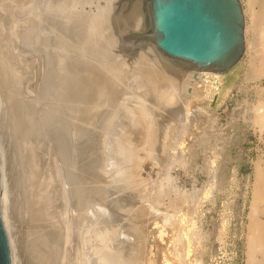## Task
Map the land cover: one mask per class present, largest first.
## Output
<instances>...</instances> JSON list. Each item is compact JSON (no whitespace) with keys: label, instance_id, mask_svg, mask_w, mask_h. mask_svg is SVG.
I'll return each mask as SVG.
<instances>
[{"label":"rangeland","instance_id":"rangeland-1","mask_svg":"<svg viewBox=\"0 0 264 264\" xmlns=\"http://www.w3.org/2000/svg\"><path fill=\"white\" fill-rule=\"evenodd\" d=\"M3 1L7 5V1L10 0ZM258 1L253 7L255 12L258 11V7L260 6V1ZM239 2L243 11L245 7L241 0ZM18 3L20 5H17V11H21L22 9L27 15L29 12L27 7L31 10L28 13L29 17L25 15V12L23 17L20 18L16 14V17L22 25L19 39L22 38L21 40L24 42L30 36L29 39L30 41L33 39L32 42H34V45L29 41L33 46L30 44L29 51L24 52L27 59L29 58L31 60V64L27 63L31 67L29 70L27 69L25 74L22 72L24 74V78H22L23 75H20L22 74L21 71L24 66L21 65L22 62L19 64L16 61L19 59L17 57V48L14 50L15 53H8L5 50V39L0 40V77H3L5 71L9 73V85L7 86L4 83V86L6 90L11 88L8 91V93L11 92L8 97H11V100L8 99V101L12 102L7 103L8 107L6 106L7 108L12 106L9 111L7 109L8 115L6 114L7 116L5 118L0 116V145L5 143L7 146L4 149L6 160L4 159L5 163L3 160V164L8 175L11 176L10 208L12 211H10L12 212L11 219L14 234L21 249L22 264H58L59 261L61 262L59 264H75L77 263L76 261H78L77 264H82L78 258L81 257V254H84L81 249V236H79V239L76 238L74 242L76 245L74 243L72 244L74 247L68 246L69 248L64 250L66 254L64 253L65 258L62 261L59 259V253L61 251L58 250L61 248L60 245H62V236H58L57 246L54 249L52 248L55 251L50 246L48 247L49 249L47 248V251L49 253L53 251L52 255H54H50V258L47 252L46 257H49L48 260L44 258L45 255L43 256L44 259H41L42 256L41 258L40 256H35L38 251L36 250L35 252L32 249L34 248L35 240L31 238L30 231L35 229V224L40 225L37 222L38 217L35 215V210L38 211L40 208L38 212L42 214V205H40L41 198L39 201L35 199V204L34 199H30L27 195L26 197L24 196L25 191L20 181L21 172L19 171L18 162H13L16 154L13 155L15 141H13L14 138L12 140L11 136L15 137V133L13 132L9 118L11 116L9 113L14 111V116L17 115L21 119L26 109L30 115L40 117L39 120L42 122L41 128L39 129L42 132L40 139L43 146L41 162L39 161L35 174L32 173L30 175L32 177L36 175L34 182V179L32 177L30 178L33 179L30 180L31 183L33 182L32 184L30 183L33 186H31L33 191L36 190L38 178L42 173L43 166L46 164L50 171L53 168L50 160H48L53 156L51 154L49 155L51 148L56 151L53 152L55 155L57 153L58 159H60L59 155H69L70 153L75 155L77 153L75 156L70 154L69 156L71 158L67 155V161L65 162H71L73 160L76 163L80 160L79 162L82 163H76L79 171L78 184L80 185H78L79 188L77 187V189L78 195L80 194L84 197L83 199L80 197V199L82 200L84 210H86L85 212L83 210L84 221L82 223L89 222L86 218H89L92 222L94 217L91 216L93 213L96 216V219H94L96 221L95 225L97 223L96 233L100 235L96 234L98 237L96 240V245H98L96 249L99 248L98 251L96 250V256H100L98 257L100 260L96 259V261L99 260L96 264H149L150 258H153L151 259L153 262L150 264H193V225H191L193 224V219H191V216L193 217V208L197 203L202 204L200 208L201 214H199L200 217L194 220L197 225L196 228H199V230L201 228L200 231L198 229L197 231L195 229V231L198 235L197 240L199 241L197 243L200 245V253H202L200 256L202 258L197 259L196 263L245 264L247 234L245 216L248 212V205L251 198L250 185L253 182L255 164L260 161L264 168V137L262 140L248 126L249 124L245 122V120L247 121L252 116L249 111L248 114L246 113L247 105H254L257 100V90L264 89V79H255L252 81L249 77V68L246 65V61H248V47L246 45L250 40L251 31L247 30L243 35L244 54L242 59L231 71L220 77V86L213 94L210 105L207 104L206 100H200V105L198 106L200 109L195 116L191 115L193 116L191 118H194L195 121H193L194 119L190 120L191 118L188 117L189 124L184 125L185 128H182L181 122L186 117L182 106L184 99L182 98L183 100L181 101L175 100L174 104L161 108L156 103L154 90L156 88L164 90L167 86H171L170 82L166 81V77L169 75L167 74V69L170 67L174 66L177 69L186 71H196L198 69L190 67L183 61L167 59L156 49L152 39L150 7L147 1L18 0ZM29 3H31V6H26ZM0 10H4L6 15L9 13L8 9L0 7ZM138 10L143 15L142 21L140 22L134 17ZM26 17L29 19L31 17V20H28ZM244 22L245 31L246 26L249 25V18L247 16H244ZM11 34L13 35L14 33ZM25 34L28 36L25 37ZM25 43H28V39ZM135 58L137 59L135 60ZM152 61L156 62L158 67L161 68L158 71L159 73H157ZM6 62L7 64L14 62V67L12 68L11 66L9 71L6 67ZM44 65H47V68ZM59 65L61 68H58ZM25 68H27L26 65ZM113 68H116L118 72ZM123 70L126 71L124 72ZM19 72L21 73L20 75ZM144 74L146 75L144 76ZM46 75L47 77H45ZM40 80L41 84H44L45 87L39 83ZM43 80L44 83H42ZM173 81L172 85L180 91L181 95H184V93L187 95L190 94V90H183L185 85L184 80L176 79ZM192 82L193 78H191ZM41 88L44 90L42 91ZM110 89H113V91L116 90V92H111L112 98L114 97L115 99H112L111 95H109ZM47 90L52 93H48ZM55 92L59 95L57 96ZM197 95L199 96L197 98H201V95ZM207 107L214 113L212 117L217 120L215 126H211L206 120L204 111ZM11 108L12 111H10ZM143 109L147 113L150 124L154 127V131L152 132L153 136L148 144H145L144 132H142L143 134L141 133L144 125L140 124V126L136 123ZM160 109H163V111ZM92 116L94 117L91 118ZM243 116L245 120H243ZM20 119H16V121ZM34 120L36 118L33 119L32 117V122ZM16 123L18 124L19 122ZM68 123L70 126H68ZM65 124L67 127H65ZM197 125L200 129L197 128ZM140 127L143 128L141 129ZM68 132L71 134H68ZM169 132L170 135L168 134ZM77 133L79 137L81 136L80 138L76 136ZM134 134L138 138L141 137V140L140 138L136 139ZM78 138L80 143L78 142ZM51 139L54 140L52 141L53 143L50 141ZM10 142H13V145ZM64 142L69 148L63 144ZM50 143L54 145L51 146ZM166 143L167 145L170 143L169 147ZM44 149H48L49 151ZM64 149H67L68 153ZM12 155L14 156L13 158ZM78 156L80 159L77 158ZM74 157L77 159L75 160ZM95 158L96 160H94ZM212 159L213 162L215 161L214 163H212ZM212 164L215 165L213 166ZM212 167H215L214 180L216 179L213 185L217 186L212 185L211 187L209 182L212 181ZM98 169L101 170V173ZM209 169L211 170L209 171ZM97 174L99 175L97 176ZM83 183L85 184L84 186ZM39 189L36 191L38 195L44 193L43 190L41 192ZM80 190L82 191L80 192ZM30 193L32 194V191L30 192L29 189ZM84 199L89 200L86 202L87 200L85 201ZM91 200L95 201L92 202ZM157 200L160 201L157 202ZM57 202L58 197L55 200V203ZM160 202L161 204H159ZM18 203L20 207L21 205L24 207L19 209ZM84 204H87L88 207H85ZM58 210L59 208L55 210L56 213H53V210L50 213L51 217L53 216V221L57 219ZM152 210L157 213L152 214ZM165 216H167V223L169 220L175 223L174 227L180 226L183 227L182 230L188 228L189 231H192L188 232L186 229L188 232L186 234L184 232L185 230H169V228L163 226V222L161 221ZM38 221L40 222L39 218ZM38 227H40L39 230L42 229L41 225L37 226L35 229L36 232ZM178 231H181L179 235ZM180 235L184 240L180 238ZM185 235L190 236H188L189 240ZM174 237L177 240L180 239V245L177 244L178 241ZM44 238L45 240L47 239L46 237ZM59 238L61 243H59ZM188 241L190 244L192 243L191 246ZM176 245H179L178 248ZM79 246L80 248H78ZM175 246L180 251L178 250L177 252L176 250L175 252ZM149 248L150 251L147 252ZM155 248L156 251H154ZM97 253L100 255H97ZM177 255L181 256L178 257Z\"/></svg>","mask_w":264,"mask_h":264},{"label":"bare ground","instance_id":"bare-ground-1","mask_svg":"<svg viewBox=\"0 0 264 264\" xmlns=\"http://www.w3.org/2000/svg\"><path fill=\"white\" fill-rule=\"evenodd\" d=\"M29 1V0H28ZM37 1V0H36ZM103 1V0H102ZM260 1V6L257 8L258 11L255 12L254 11V5L255 3L257 4V0H241L243 6L245 7V9H243V15L244 16H247L249 18V25L246 26V30L244 31L246 33L247 30L251 31L250 33V40L248 41V46L246 45V47H248V61H246V65L248 66L249 68V77L252 79V81H254L255 79H264V0H259ZM258 1V2H259ZM67 2V1H66ZM106 2V1H105ZM26 3V1H25ZM33 3V2H32ZM59 3V2H58ZM61 3V1H60ZM68 3V2H67ZM76 3V1H75ZM18 0H10V1H7V5L4 4V1L2 0L0 2V7L1 8H5V9H8L9 10V13L6 15L5 11L4 10H0V40L1 39H5V42H6V48L5 50L8 52V53H13L15 48H17L18 50V54H17V57H19L17 61V63L20 64V62H24L23 64L21 63V65H23V69L21 71V73L23 72L24 74L27 72V69L29 70L30 69V65L31 64V60H29V58L27 59V56H25V51H29L30 49V46L32 45L31 43H33L34 45V42H32V40L30 41V36L29 38H26V40L28 39V43H25L26 40L23 42L19 36L20 34V30H21V23L19 21L18 18L20 17H23L24 15V12L25 11H17L16 8L18 7ZM31 3H29L28 5L26 6H31L30 5ZM56 4V3H55ZM96 4V3H95ZM20 5V4H19ZM35 5V4H34ZM101 5V4H100ZM22 6V5H21ZM25 9L28 8L29 12L31 11L29 9V7L26 8L25 5H23ZM62 6V5H61ZM69 6V5H68ZM20 7V6H19ZM141 7V6H140ZM23 8V9H24ZM69 8V7H68ZM75 8V7H74ZM24 9V10H25ZM32 9V8H31ZM140 9V8H139ZM256 9V10H257ZM56 10V9H55ZM62 10V9H61ZM81 10V8H80ZM141 10V9H140ZM27 11V10H26ZM68 11V10H67ZM142 11V10H141ZM28 12V13H29ZM28 13L26 15V12H25V15L28 16ZM82 13V12H81ZM135 13V12H134ZM133 13V14H134ZM16 14L18 16V18L16 17ZM80 14V12H79ZM60 16V15H59ZM142 14L141 12L138 10V12H136V14L134 15L135 19L138 20V22L142 21ZM243 16V17H244ZM29 17V16H28ZM34 17V16H33ZM80 17V16H79ZM27 18V17H26ZM28 20H31V17L30 19L27 18ZM80 19V18H79ZM28 20H26V22H28ZM93 20V19H92ZM19 21V22H18ZM22 21V20H21ZM25 22V21H24ZM25 22V23H26ZM32 22V21H30ZM77 22V21H76ZM94 22V21H93ZM126 22V21H125ZM130 22V21H129ZM136 22V21H135ZM18 24V25H17ZM121 24V23H120ZM124 24V23H123ZM131 24H133L131 22ZM136 25V24H134ZM139 25V24H138ZM76 26V25H75ZM25 27V26H24ZM22 27V28H24ZM27 27V25H26ZM125 27V26H124ZM121 28V27H120ZM26 29V28H25ZM40 29V28H39ZM18 30V31H17ZM23 30V29H22ZM63 31V30H62ZM28 32V31H27ZM26 32V33H27ZM11 33H14L13 36ZM29 33V32H28ZM63 33V32H61ZM79 33V32H78ZM86 33V32H85ZM38 34V33H37ZM76 34V33H75ZM248 34V33H247ZM22 35V34H21ZM79 35V34H78ZM13 36V37H12ZM24 36V35H23ZM28 36L25 34V37ZM32 36V35H31ZM86 37V36H85ZM93 37V36H92ZM34 38V37H33ZM82 38V37H81ZM17 39V40H15ZM25 39V38H24ZM23 39V40H24ZM48 39V38H47ZM81 40V39H80ZM29 41L31 43H29ZM76 41V40H75ZM107 41V40H106ZM84 42V41H83ZM44 43V42H43ZM64 43V42H63ZM77 43V42H76ZM31 44V45H30ZM95 44V43H93ZM32 45V46H33ZM41 45V44H40ZM39 45V46H40ZM43 46V45H42ZM88 46V45H87ZM48 47V46H47ZM89 47V46H88ZM87 47V49H88ZM32 48V47H31ZM44 48V46H43ZM42 49V48H41ZM45 49V48H44ZM100 50V49H99ZM23 51V52H22ZM32 51V50H31ZM43 51V50H42ZM101 52V51H100ZM154 52V51H153ZM15 53V52H14ZM47 53V52H46ZM119 53V52H118ZM126 53V52H124ZM155 53V52H154ZM52 54V53H51ZM127 54V53H126ZM49 55V54H48ZM56 55V54H55ZM125 55V54H124ZM61 56V55H60ZM81 56V55H80ZM123 56V55H122ZM145 56V55H144ZM153 56V55H152ZM49 57V56H48ZM47 57V58H48ZM126 57V56H125ZM124 57V58H125ZM44 58V57H43ZM55 58V57H54ZM63 58V57H62ZM25 59V60H24ZM27 59V61H26ZM45 59V58H44ZM64 59V58H63ZM79 59V58H78ZM137 58H135L136 60ZM141 59V58H140ZM24 60V61H22ZM55 60V59H54ZM121 60V59H120ZM144 60V59H143ZM153 60V59H152ZM51 61V60H50ZM69 61V60H68ZM95 61V60H94ZM134 61V60H133ZM139 61V60H138ZM150 61V60H149ZM42 62V61H41ZM59 62V61H58ZM63 62V61H62ZM65 62V61H64ZM136 62V61H134ZM29 63V64H27ZM55 63V62H54ZM142 63V62H141ZM152 63L154 64V67L156 68V71L157 73H159L158 71H160L161 68L158 67V65L156 64V62L152 61ZM9 64V66H8ZM6 62V67L8 69V71L11 69V66L12 68L14 67V62L13 63H8ZM47 64V63H46ZM58 64V63H57ZM64 64V63H63ZM115 64V63H114ZM25 65L27 68H25ZM54 65V64H53ZM62 65V64H61ZM117 65V64H116ZM115 65V67H116ZM43 66V65H42ZM45 67L47 65H44ZM64 66V65H63ZM113 66V65H112ZM141 66V65H140ZM162 66V65H161ZM10 67V68H9ZM60 67V65L58 66V68ZM96 67V66H95ZM151 67V66H150ZM168 67V66H167ZM47 68V67H46ZM53 68V67H52ZM55 68V66H54ZM61 68V67H60ZM69 68V67H68ZM101 68V67H100ZM133 68V67H132ZM113 69H116V68H113ZM117 69H118V66H117ZM116 69V71H117ZM167 69V68H166ZM44 70V68H43ZM46 70V69H45ZM55 70V69H54ZM61 71V69H59ZM66 70V69H65ZM70 70V68H69ZM121 70V69H119ZM129 70V69H128ZM136 70V69H135ZM64 71V70H63ZM116 71H114V73H116ZM124 71V70H123ZM126 71V70H125ZM124 71V72H125ZM138 71V69H137ZM162 71V70H161ZM167 75L168 77H166V81L170 82V85L171 86H167L166 89L164 90H159V89H155L154 90V96H155V99H156V103L158 104V106H161V108H164L166 105L169 106V105H172L174 104V101L175 100H183V111H184V114H186V117H182L183 120L181 122V127L185 128L184 125L186 124H189V118L193 117L191 115H194L198 112V110L200 109L198 106L200 105V100H206L207 101V104L210 105V101L212 100L213 98V94L216 92V90L219 88L220 86V83H221V80H220V77H219V74L218 72L214 71V70H196V71H186V70H180V69H177L175 68L174 66L173 67H170L167 69ZM32 72V71H31ZM42 72V71H41ZM46 72V71H44ZM118 72V71H117ZM121 72V71H120ZM148 72V71H147ZM19 72V75L21 74ZM21 74L20 76H22V78H24V74ZM55 73V72H54ZM61 73V72H60ZM113 73V75H114ZM122 73V72H121ZM141 73V72H140ZM153 73V72H152ZM164 73V72H163ZM70 74V73H69ZM14 75V74H13ZM16 75V74H15ZM18 75V76H19ZM37 75H40V74H37ZM121 75V74H120ZM124 75V74H123ZM137 75V74H136ZM146 74H144L145 76ZM165 75V74H164ZM163 75V76H164ZM19 76V77H20ZM33 76V75H32ZM44 76V74H43ZM59 76V75H58ZM61 76V75H60ZM67 76V75H66ZM143 76V75H141ZM140 76V77H141ZM143 76V77H144ZM14 77V76H13ZM47 77V75L45 76ZM54 77V76H53ZM69 77V76H68ZM106 77V76H105ZM116 77V76H115ZM123 77V76H121ZM149 77V76H148ZM18 78V77H17ZM59 78V77H58ZM63 78V77H62ZM66 78V77H65ZM118 78V76H117ZM116 78V79H117ZM120 78V77H119ZM165 78V77H164ZM191 78H193V82L191 83ZM54 79V78H53ZM115 79V78H114ZM176 79H179V80H184L185 81V85H184V88L183 90L184 91H189L190 90V94L187 95L184 93V95L180 93V91L177 90V88H175L172 84H173V80H176ZM9 73H6L5 71V74L3 75V77H0V116H2L3 118H5L7 115H8V111L10 109V107L12 106H9L8 107V104L9 102L11 101H8V99L11 100V97L8 98L10 96V93H8V91L11 89L9 88V90H6L5 89V86H4V83L7 84V86L9 85ZM34 80H36L34 78ZM39 80V78H38ZM46 80V79H45ZM48 80V79H47ZM107 80V79H106ZM119 80V79H118ZM21 81V80H20ZM63 81V80H62ZM65 81V80H64ZM114 81V80H113ZM121 81V80H119ZM123 81V79H122ZM144 81V79H143ZM151 81V80H149ZM33 82V81H32ZM47 82V81H45ZM50 82V81H49ZM55 82V80H54ZM59 82V81H57ZM56 82V83H57ZM70 82V81H69ZM110 82V81H109ZM178 82V81H177ZM31 83V82H30ZM41 84V80L39 82ZM42 83H44V80L42 81ZM52 83V82H51ZM176 83V82H175ZM29 84V83H28ZM33 84V83H32ZM49 84V83H47ZM66 84V83H65ZM112 84V83H111ZM148 84V83H147ZM2 85V86H1ZM39 85V84H38ZM42 85V84H41ZM44 85V84H43ZM42 85V86H43ZM52 85V84H51ZM115 85V84H114ZM117 85V84H116ZM151 85V84H150ZM189 85V86H188ZM34 86V85H33ZM32 86V87H33ZM60 86V85H59ZM119 86V85H118ZM11 87V86H10ZM27 87V85H26ZM45 87V85L43 86ZM42 87V88H43ZM48 87V86H46ZM53 87V86H52ZM56 87V86H55ZM54 87V88H55ZM65 87V86H64ZM76 87V86H75ZM132 87V86H131ZM179 87V86H178ZM29 88V86H28ZM41 88V90H42ZM82 88V87H81ZM95 88V87H94ZM116 88V87H115ZM149 88V87H148ZM153 88V87H152ZM13 89V88H12ZM32 89V88H31ZM48 89V88H46ZM57 89V88H56ZM34 90V89H33ZM44 90V89H43ZM42 90V91H43ZM49 90V89H48ZM47 90V91H48ZM67 90V89H66ZM65 90V91H66ZM56 91V90H55ZM61 91V89H60ZM78 91V90H77ZM116 92V90H114ZM113 89L111 90L110 89V94L111 95V98H112V94L111 92L113 93L114 92ZM126 91V90H125ZM149 91V90H148ZM46 92V91H45ZM51 92V91H48V93ZM64 92V91H63ZM107 92V93H108ZM30 93V92H29ZM47 93V92H46ZM45 93V95H46ZM52 93V92H51ZM50 93V94H51ZM74 93V92H73ZM119 93V92H118ZM150 93V92H149ZM44 94V93H42ZM55 94L58 96L59 94H57L55 92ZM68 94V93H67ZM66 94V95H67ZM70 94V93H69ZM120 94V93H119ZM197 94L201 95V98H197L199 97ZM30 95V94H29ZM27 95V96H29ZM55 95V96H56ZM118 95V94H117ZM55 96H54V99H55ZM108 96V94H107ZM62 97V96H61ZM72 97V95H71ZM256 97H257V100H256V103L253 105V104H249L247 105V111L246 113L248 114V111L249 113L252 115L251 118L247 119V121L245 120L244 116H243V120H245V122H247L250 126V128L253 130V132H255L256 134H258L260 136V138L263 140V137H264V89H261V90H257L256 92ZM48 98H49V94H48ZM50 98H53V97H50ZM57 98V97H56ZM69 98V97H68ZM75 98V97H73ZM79 98V97H78ZM106 98H109V97H106ZM105 98V100H106ZM114 98V97H113ZM112 98V99H113ZM142 98V97H141ZM183 98V99H182ZM45 99V97H44ZM43 99V100H44ZM66 99V98H65ZM115 99V98H114ZM34 100V99H32ZM62 100V99H61ZM67 100V99H66ZM93 100V99H92ZM91 100V101H92ZM25 101H26V98H25ZM45 101V100H44ZM109 101V100H108ZM112 101V100H110ZM23 103H25L24 101H22ZM34 102V101H32ZM64 102V101H63ZM66 102V101H65ZM202 102V101H201ZM12 103V102H11ZM50 103V102H49ZM105 103V102H104ZM26 104V103H25ZM34 104V103H33ZM51 104V103H50ZM69 104V102H68ZM75 104V103H74ZM206 104V105H207ZM10 105V104H9ZM30 105V104H29ZM27 105V106H29ZM32 105V104H31ZM36 105V104H34ZM33 105V107H34ZM40 105V104H39ZM64 105V104H62ZM77 105V104H76ZM95 105V104H94ZM99 105V104H98ZM181 105V104H180ZM7 106V107H6ZM38 106V105H36ZM72 106V105H71ZM205 106V105H204ZM204 106H201V107H204ZM25 107V105H24ZM31 107V106H29ZM57 107V106H56ZM60 107V106H59ZM58 107V108H59ZM70 107V106H69ZM26 108V107H25ZM47 108V107H46ZM66 108V107H64ZM138 108V107H137ZM160 108V107H159ZM193 108V109H192ZM8 109V111H7ZM29 109V108H28ZM76 109V108H75ZM67 110V109H66ZM109 110V109H108ZM163 111V109H160ZM159 110V111H160ZM174 110V109H172ZM171 110V111H172ZM12 111V108L11 110ZM43 111V110H42ZM58 111V110H57ZM84 111V110H83ZM86 111V110H85ZM165 111V110H164ZM14 111H12L11 113H9V115H11L9 118L11 120V127L13 129V132L15 133V137L14 136H11L12 137V140L14 138L13 141H15L14 145H15V149H14V145H13V142H10L12 143L13 145V155L16 154V158L13 159V162L16 163V161L18 162V166H19V171L21 172H18L21 174V185L25 191V197L26 195L30 198V199H35L37 201L40 200V205H42V214L39 213L38 211L40 210V208L38 209V211L35 210V215L39 218L40 222L38 221V218H37V222L41 225V230L40 227H38V230L36 232V228L37 226H40V225H36L35 224V229L32 231H30L31 233V238L35 240V243H34V248H32L35 252L36 250L38 251V253L36 252L35 256L37 255V257L42 256L41 259H44L46 258L47 260L49 259L50 255H52V252L55 251L53 250L54 247L56 248V242H57V238L58 236H62V245H60V250L61 252L59 253V259L62 261L64 260L65 258V255L64 253L66 254V252H64V250L66 248H69L71 246H73L72 244L75 242L76 238L79 239L81 236L82 237V244H81V249H82V252L84 254H81V257L83 258L80 259L78 258L80 261L79 262H82V264H96V262L98 263V261L100 260V256H96V250L98 251L99 248L96 249V240L98 239L97 234L96 233V225H95V220L96 219L94 216L95 213L92 214L91 217H94L92 222L90 221L89 218H86L89 220V222H85V223H82V221H84V215H83V210H84V207L82 205V200L80 199V197H82V199L84 198L83 196H80L78 195V189L77 187L79 188V184H78V169H77V166H76V163H78L79 161H77L76 163L73 162V160H71V162H65L67 161L66 160V157L68 154H63V155H59L60 156V159H58V155L56 153V155L54 154V150H50V153L49 155H53L52 158H49L48 160H50L51 164H52V170H48L46 164L45 166H43V170H41V174L38 178V182H37V185H36V190L33 191V188H31L32 185H30V180H33V182L35 181V176H30L32 173L35 174V171L37 170L38 168V165H39V161L41 162V156H42V141L40 139V137L42 136V132L41 130H39L41 128V120H39L40 117H34L33 115H30L29 114V111L26 109L25 112H23V119L20 117L18 118L17 115L14 116L13 114ZM63 112V111H62ZM81 112V111H79ZM107 112V111H105ZM113 112V111H112ZM205 115H206V120L210 123L211 126H215L216 123H217V120L216 118L212 117L213 116V112L207 108H205ZM15 113V112H14ZM51 113V112H50ZM85 113V112H84ZM141 114L139 115V117L137 118V124H142L144 125V129L142 132H144L145 134V144H148L150 139L152 138L153 136V131H154V127L150 124L149 122V118L147 117V113L145 112V110L143 109V111L141 110L140 112ZM194 113V114H193ZM7 114V115H6ZM21 114V113H20ZM56 114V113H55ZM106 114V113H105ZM109 114V113H108ZM183 114V116H184ZM246 114V115H247ZM28 115V116H27ZM38 115V114H37ZM57 115V114H56ZM67 115V114H66ZM71 115V114H70ZM136 115V114H135ZM22 116V114H21ZM63 116V115H62ZM17 117V118H15ZM32 117L33 119L36 118V120H34L32 122ZM79 117V116H78ZM88 117V116H87ZM94 116H92L91 118H93ZM189 117V118H188ZM246 117V116H245ZM66 118V117H64ZM107 118V117H106ZM16 119H20L19 121H16ZM62 119V118H61ZM77 119V118H76ZM194 118H191L190 120H192ZM57 120V119H56ZM102 120V119H101ZM166 120V119H165ZM242 120V121H243ZM82 121V119H81ZM84 121V120H83ZM97 121V120H96ZM195 121V119L193 120ZM16 122H19L18 124ZM174 122V121H173ZM197 122V121H196ZM195 122V123H196ZM244 122V121H243ZM20 124V125H19ZM69 124V123H68ZM96 124V123H95ZM52 125V124H51ZM57 125V124H56ZM60 125V124H59ZM66 125V124H65ZM104 125V124H103ZM124 125V124H123ZM177 125V124H176ZM194 125V124H193ZM19 126V127H18ZM70 126V124L68 125ZM141 126V125H140ZM63 127V126H62ZM67 127V125L65 126ZM77 127V126H76ZM178 127V126H177ZM191 127V126H190ZM69 128V127H68ZM72 128V127H71ZM141 128V127H140ZM143 128V127H142ZM141 128V129H142ZM172 128V127H171ZM197 128L200 129V127L197 125ZM65 129V128H64ZM97 129V128H96ZM135 129V128H134ZM175 129V127H174ZM194 129V128H193ZM202 129V128H201ZM70 130V129H69ZM72 130V129H71ZM78 131V129H76ZM136 130V129H135ZM138 130V129H137ZM165 130V129H163ZM80 131V130H79ZM118 131V130H117ZM73 132V131H72ZM88 132V131H87ZM140 132V131H139ZM115 133V132H114ZM166 133V132H165ZM203 133V131H202ZM65 134V133H64ZM68 134H71L68 132ZM67 134V135H68ZM76 134V133H75ZM143 134V133H142ZM170 135V132L168 133ZM55 135V134H54ZM96 135V134H95ZM136 136V134H134ZM140 135V134H139ZM138 135V136H139ZM198 135V134H197ZM77 137L78 136V133L76 135ZM165 136V135H164ZM66 137V136H65ZM81 137V136H80ZM79 137V138H80ZM100 137V136H99ZM49 138V136H48ZM53 138V137H52ZM69 138V137H68ZM79 138H78V142H79ZM136 139L138 138L137 136L135 137ZM140 140H141V137H139ZM138 138V139H139ZM159 138V137H158ZM60 139V138H59ZM100 139V138H99ZM170 139V138H169ZM143 140V139H142ZM158 140V139H157ZM51 142L54 141V140H50ZM48 141V142H50ZM62 141V139H61ZM70 141V139H69ZM74 141V140H73ZM83 141V140H82ZM88 141V140H87ZM139 141V140H137ZM47 142V144H49ZM57 142V140H56ZM67 142V140H66ZM77 142V143H78ZM94 142V141H93ZM141 142V141H140ZM164 142V140H163ZM53 143V142H52ZM58 143V142H57ZM80 143V142H79ZM168 143V142H167ZM166 143V145H167ZM263 143H264V140H263ZM64 145L65 142L63 143ZM75 144V143H74ZM91 144V143H90ZM170 144V143H169ZM169 144L167 145L169 147ZM51 145V143H50ZM54 145V144H52ZM51 145V146H52ZM81 145V144H80ZM48 146V145H47ZM45 146V147H47ZM58 146V145H57ZM68 146V145H66ZM71 146V145H70ZM75 146V145H74ZM5 147L7 148V146L4 144L0 145V214H1V219H2V222H3V226H4V229H5V232H6V236H7V239H8V243H9V248H10V254H11V264H22V257H21V249H20V246H19V243H18V240L16 239V236L14 234V229H13V225H12V219H11V206H10V175H8L6 169L4 168V164H3V160L5 159L6 160V156H5V152H4V149ZM50 147V146H49ZM62 147V146H61ZM72 147V146H71ZM70 147V148H71ZM137 147V146H136ZM54 148V146H53ZM56 148V146H55ZM69 148V146L67 147ZM81 148V146H80ZM92 148V147H91ZM146 148V147H145ZM162 148V146H161ZM167 148V147H166ZM170 148H171V145H170ZM49 149V148H48ZM48 149H44V150H48ZM57 149V148H56ZM63 149V148H62ZM165 149V148H164ZM66 150V152L68 153V150L67 149H64ZM72 150V149H71ZM74 150V149H73ZM77 150V149H75ZM85 150V149H84ZM96 150V149H95ZM98 150V148H97ZM96 150V151H97ZM102 150V149H101ZM166 150V149H165ZM49 151V150H48ZM54 151V152H53ZM70 151V150H69ZM138 151V150H137ZM164 151V150H163ZM45 152V151H44ZM47 152V151H46ZM52 152V153H51ZM64 152V151H63ZM89 152V151H88ZM160 152V151H159ZM65 153V152H64ZM82 153V152H81ZM59 154V152H58ZM71 154V153H70ZM69 154V155H70ZM77 154V153H76ZM75 154V155H76ZM80 154V153H79ZM12 155V158L14 157ZM68 155V156H69ZM71 155H74V154H71ZM74 155V156H75ZM84 155V154H83ZM82 155V156H83ZM139 155V154H138ZM46 156H47V153H46ZM81 156V155H80ZM88 156V155H87ZM98 156V155H97ZM101 156V155H100ZM147 156V155H146ZM71 158V156H69ZM140 157V156H139ZM138 157V158H139ZM172 157V156H170ZM78 159L79 156L77 157ZM77 158L74 157V159L76 160ZM87 158V157H85ZM212 158V156H211ZM214 158V157H213ZM65 159V160H64ZM92 159V158H91ZM5 160H4V163H5ZM70 160V159H68ZM82 160V158H81ZM96 160V158L94 159ZM98 160V159H97ZM153 160V159H152ZM172 160V158H171ZM175 160V159H174ZM173 160V161H174ZM215 160V159H214ZM83 161V160H82ZM93 161V160H92ZM100 161V160H99ZM98 161V162H99ZM101 162V161H100ZM215 162V161H214ZM213 162V159H212V163ZM48 163V162H47ZM69 163V164H68ZM72 165H71V164ZM81 163V162H79ZM172 163V162H171ZM82 164V163H81ZM84 164V163H83ZM89 164V163H88ZM94 164V162H93ZM157 165V163H155ZM211 164V163H210ZM15 165V164H14ZM86 165V164H84ZM213 165V164H212ZM215 165V164H214ZM213 165V166H214ZM89 166V165H88ZM96 166V165H95ZM100 166H102L100 164ZM82 167V166H81ZM79 168V167H78ZM210 168H211V165H210ZM215 167H212V170L209 169V171L211 170V179L212 181L209 182L211 187L212 185L214 184V170ZM82 169V168H81ZM80 169V170H81ZM93 169V168H92ZM102 169V168H101ZM34 170V172H32ZM83 170V169H82ZM100 170V169H98ZM97 170V171H98ZM103 170V169H102ZM147 171V170H146ZM208 171V172H209ZM86 172V170H85ZM91 172V171H90ZM89 172V173H90ZM94 172V171H92ZM101 173V170L99 171ZM132 172V171H131ZM81 173V172H80ZM95 173V172H94ZM136 173V172H135ZM83 174V173H81ZM80 174V175H81ZM86 174V173H85ZM169 174V173H168ZM90 175V174H88ZM92 175V174H91ZM99 174H97L98 176ZM132 175V174H131ZM86 176V175H84ZM93 176V175H92ZM96 176V177H97ZM102 176V175H101ZM33 178V179H30V178ZM85 178V177H83ZM91 178V177H90ZM93 178V177H92ZM168 178V177H167ZM82 179V178H81ZM86 179V178H85ZM99 179V177H98ZM98 179L95 178V180L98 181ZM166 179V178H165ZM172 179V178H171ZM89 180V179H88ZM92 180V179H91ZM139 180V179H138ZM29 181V183H28ZM83 182V180H81ZM104 181V180H103ZM140 181V180H139ZM32 182V183H33ZM216 182V181H215ZM31 183V184H32ZM85 183V182H84ZM83 183V186L85 185ZM144 183V182H143ZM171 183V182H170ZM208 183V184H209ZM92 184V183H91ZM79 185V186H78ZM213 186H217V185H213ZM33 187V186H32ZM210 187V186H209ZM210 187V188H211ZM251 187V198H250V201H249V205H248V212L246 214V227H247V234H246V243H245V253H246V262L245 264H264V168H263V164L258 161L256 164H255V167H254V172H253V182L251 183L250 185ZM39 189V191L43 192L44 193H40L39 195L37 194V189ZM29 189H30V192L32 191V194L30 193L29 194ZM92 189V188H90ZM98 189V188H97ZM96 189V191H97ZM214 189V188H212ZM43 190V191H42ZM83 190V188H82ZM80 190V192L82 191ZM86 190V188H85ZM100 190V189H99ZM207 190V189H206ZM89 191V190H88ZM87 191V192H88ZM212 191V190H211ZM210 191V192H211ZM79 192V193H80ZM85 192V191H84ZM91 193V192H89ZM86 194V193H85ZM119 194V193H118ZM210 194V193H209ZM98 195V194H97ZM162 195V194H161ZM160 195V197H161ZM85 196V195H84ZM93 196V195H92ZM207 196V195H206ZM210 196V195H209ZM58 197V202L55 203V200L57 199ZM88 197V196H87ZM85 197V198H87ZM98 197V196H97ZM208 197V196H207ZM92 198V197H90ZM202 198V197H201ZM206 198V197H205ZM95 199V198H93ZM156 199V198H155ZM159 199V198H157ZM200 199V198H199ZM204 199V198H203ZM85 200V199H84ZM87 200V199H86ZM85 200V201H86ZM89 200V199H88ZM88 200L86 202H88ZM114 200V199H113ZM161 200V199H160ZM160 200H157V202H159ZM23 201H24V198H23ZM22 201V203H23ZM92 201V200H91ZM95 200H93L92 202H94ZM206 201V200H205ZM113 202V201H112ZM199 202V201H198ZM201 202V200H200ZM140 203V202H139ZM35 204H36V201H35ZM161 204V202L159 203ZM19 205V203H18ZM24 205V203H23ZM58 205V206H57ZM85 207H88L87 204H84ZM87 205V206H86ZM90 205V204H89ZM138 205V204H137ZM20 207V205H19ZM21 207H24L21 205ZM21 207L19 209H21ZM37 207V206H36ZM94 207V205H93ZM92 207V208H93ZM194 207V206H193ZM202 207V204L201 203H197L195 205V207L193 208V217L191 216V219H193V264H198L196 263L197 262V259H201L202 257L200 256V245L197 243V234H196V231L197 229L199 230V228H196L197 225L195 223L194 220H197L199 219V214L200 213V208ZM244 207V206H243ZM59 208V210L57 211L58 213V216H57V219L55 221H53V216L51 217L50 213H52V210H53V213H56L55 210H57ZM96 208V207H95ZM89 209V208H88ZM11 210V211H10ZM86 210H84L85 212ZM94 211V210H93ZM89 212V211H88ZM92 212V211H91ZM152 214L154 213H157L156 211H151ZM150 212V214H151ZM91 214V213H90ZM89 214V215H90ZM97 214V212H96ZM86 215V214H85ZM98 215V214H97ZM88 216V215H87ZM86 217V216H85ZM99 217V216H98ZM85 219V220H86ZM92 219V218H91ZM98 219V218H97ZM161 221L163 222V226H165L166 228H169V230H182L183 227H180V226H177V227H174V224L172 221H168L167 223V216L164 217V219H161ZM166 221V222H165ZM190 221V220H189ZM192 221V220H191ZM98 222V220H97ZM197 222V221H196ZM166 223V224H164ZM91 224V225H89ZM200 225V223H199ZM89 226V227H88ZM32 227V226H31ZM192 227V226H191ZM200 227V226H199ZM34 228V226H33ZM188 232H191L188 230V228H184V231L186 234ZM192 229V228H191ZM196 229V231H195ZM97 230H98V227H97ZM201 230V228H200ZM199 230V231H200ZM176 231V230H175ZM195 231V232H194ZM99 232V230H98ZM174 232V231H173ZM179 232L181 233V231H178V235H179ZM183 232V233H184ZM49 234V236H48ZM80 234V235H79ZM97 234V235H96ZM199 234V233H198ZM43 235V236H42ZM190 235V234H189ZM189 235H185L186 238H188L189 240ZM48 236V238H47ZM100 236V235H99ZM181 236V235H180ZM189 236V237H188ZM205 236V235H204ZM46 237L47 239L45 240ZM177 237V236H176ZM182 239V236L180 237ZM130 239V238H129ZM174 239H176L174 237ZM177 240V239H176ZM180 239H178V243L179 244V241ZM184 240V239H182ZM176 241V242H177ZM33 242V241H32ZM189 242V241H188ZM59 243L60 242V238H59ZM147 243V242H146ZM191 243V244H192ZM31 244V243H30ZM75 244V243H74ZM98 244V243H97ZM181 244V243H180ZM179 244V245H180ZM190 244V242H189ZM190 244V246H191ZM32 245V244H31ZM76 245V244H75ZM178 245V246H179ZM51 247V249L53 251H51V253H49L47 250L49 249L48 247ZM59 246V245H58ZM69 246V247H68ZM150 246V245H149ZM147 246V247H149ZM153 246V245H152ZM177 246V245H176ZM176 246H175V252L179 249H176ZM177 246V248H178ZM74 247V246H73ZM72 247V248H73ZM151 247V246H150ZM48 248V249H47ZM71 248V249H72ZM80 248V246L78 247ZM77 248V249H78ZM191 248V247H190ZM199 248V250H198ZM31 249V248H30ZM114 249V248H113ZM112 249V250H113ZM183 249V248H182ZM202 249V248H201ZM57 250V249H56ZM106 250V249H105ZM109 250V249H108ZM111 250V248H110ZM115 250V249H114ZM154 250V249H153ZM203 250V249H202ZM72 251V250H71ZM80 251V250H79ZM78 251V252H79ZM116 251V250H115ZM114 251V252H115ZM150 251V248L149 250L147 249V252ZM156 251V248L155 250ZM180 251V250H179ZM204 251V250H203ZM202 251V252H203ZM49 253V257L47 256L46 257V253ZM75 252V251H74ZM112 252V251H111ZM153 252V251H152ZM205 252V251H204ZM57 253V252H56ZM73 253V252H72ZM113 253V252H112ZM54 254V253H53ZM181 254V253H180ZM45 255V256H44ZM60 255H61V258H60ZM79 255V254H78ZM97 255H100L97 253ZM44 256V258H43ZM54 256V255H52ZM71 256V255H70ZM69 256V257H70ZM115 253H114V258H115ZM153 256V255H152ZM178 256V255H177ZM181 256V255H179ZM178 256V257H179ZM72 257V256H71ZM51 258V257H50ZM75 258V257H74ZM76 259V260H78ZM96 259H99L98 261H96ZM151 259L153 258H150L149 260V264L151 262H153ZM181 259H183L181 257ZM39 260V259H38ZM116 260V258H115ZM42 261V260H41ZM44 261V260H43ZM73 261V260H72ZM200 262V260H198ZM40 262V261H39ZM78 263V261H76ZM59 263H61L59 261ZM58 263V264H59ZM63 263V262H62ZM75 263V264H77ZM186 263V262H185ZM81 264V263H79ZM121 264V263H120Z\"/></svg>","mask_w":264,"mask_h":264},{"label":"water","instance_id":"water-1","mask_svg":"<svg viewBox=\"0 0 264 264\" xmlns=\"http://www.w3.org/2000/svg\"><path fill=\"white\" fill-rule=\"evenodd\" d=\"M149 3L152 39L167 59L186 62L219 77L244 54V17L239 0H145ZM0 264L11 254L0 214Z\"/></svg>","mask_w":264,"mask_h":264}]
</instances>
